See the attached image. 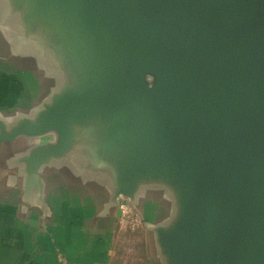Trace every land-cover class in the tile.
I'll use <instances>...</instances> for the list:
<instances>
[{
    "label": "water",
    "instance_id": "water-1",
    "mask_svg": "<svg viewBox=\"0 0 264 264\" xmlns=\"http://www.w3.org/2000/svg\"><path fill=\"white\" fill-rule=\"evenodd\" d=\"M41 6L73 22L90 75L48 106L45 126L21 125L7 137L55 129L61 152L70 122L116 108L134 148L117 205L125 198L139 208L135 179L150 159L173 161V175H184L181 223L161 234L164 261L264 264V0Z\"/></svg>",
    "mask_w": 264,
    "mask_h": 264
},
{
    "label": "crops",
    "instance_id": "crops-1",
    "mask_svg": "<svg viewBox=\"0 0 264 264\" xmlns=\"http://www.w3.org/2000/svg\"><path fill=\"white\" fill-rule=\"evenodd\" d=\"M41 1L0 0V264H112L129 232L116 195L134 156L118 110L70 122L61 152L55 129L7 137L21 125L45 126L48 106L90 75L73 22ZM172 168L150 159L134 177L150 264H167L161 234L182 220L184 175Z\"/></svg>",
    "mask_w": 264,
    "mask_h": 264
},
{
    "label": "rangeland",
    "instance_id": "rangeland-1",
    "mask_svg": "<svg viewBox=\"0 0 264 264\" xmlns=\"http://www.w3.org/2000/svg\"><path fill=\"white\" fill-rule=\"evenodd\" d=\"M142 227L134 230L129 228V232L122 235L118 241V253L112 264H150Z\"/></svg>",
    "mask_w": 264,
    "mask_h": 264
},
{
    "label": "built area",
    "instance_id": "built-area-1",
    "mask_svg": "<svg viewBox=\"0 0 264 264\" xmlns=\"http://www.w3.org/2000/svg\"><path fill=\"white\" fill-rule=\"evenodd\" d=\"M118 207L121 226L134 230L144 225L145 218L142 212L128 199L121 198Z\"/></svg>",
    "mask_w": 264,
    "mask_h": 264
}]
</instances>
